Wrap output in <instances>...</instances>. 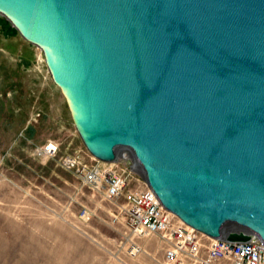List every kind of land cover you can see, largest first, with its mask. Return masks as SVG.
<instances>
[{"label": "water", "instance_id": "95a60500", "mask_svg": "<svg viewBox=\"0 0 264 264\" xmlns=\"http://www.w3.org/2000/svg\"><path fill=\"white\" fill-rule=\"evenodd\" d=\"M87 150H128L161 204L264 242V0H0Z\"/></svg>", "mask_w": 264, "mask_h": 264}, {"label": "rangeland", "instance_id": "374dc122", "mask_svg": "<svg viewBox=\"0 0 264 264\" xmlns=\"http://www.w3.org/2000/svg\"><path fill=\"white\" fill-rule=\"evenodd\" d=\"M51 140L62 153L93 161L42 50L0 14V264H164L161 242L131 235L122 213L114 220L121 201L36 156ZM124 154L119 167L146 185L132 154ZM134 244L142 250L132 253Z\"/></svg>", "mask_w": 264, "mask_h": 264}, {"label": "built area", "instance_id": "2783aa9c", "mask_svg": "<svg viewBox=\"0 0 264 264\" xmlns=\"http://www.w3.org/2000/svg\"><path fill=\"white\" fill-rule=\"evenodd\" d=\"M43 160L55 159L64 169L73 172L84 185L105 199L117 204L129 233L135 237H154L162 244L164 264H264V242L253 235L248 241L214 239L197 231L166 209L154 191L138 180L132 171L116 162H104L91 155L61 152L56 141H49L35 150ZM90 217L84 211L82 217ZM136 250L142 247L134 244Z\"/></svg>", "mask_w": 264, "mask_h": 264}, {"label": "bare ground", "instance_id": "6f19581e", "mask_svg": "<svg viewBox=\"0 0 264 264\" xmlns=\"http://www.w3.org/2000/svg\"><path fill=\"white\" fill-rule=\"evenodd\" d=\"M129 154V153H128ZM93 156V155H92ZM134 165V164H133Z\"/></svg>", "mask_w": 264, "mask_h": 264}]
</instances>
